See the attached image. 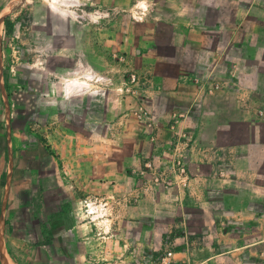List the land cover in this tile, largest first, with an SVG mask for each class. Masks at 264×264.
<instances>
[{
    "label": "rangeland",
    "instance_id": "1",
    "mask_svg": "<svg viewBox=\"0 0 264 264\" xmlns=\"http://www.w3.org/2000/svg\"><path fill=\"white\" fill-rule=\"evenodd\" d=\"M150 6L147 0H0V208L5 210L0 212V229L8 251L23 264H41L42 249L51 257L58 249L53 248L51 238L40 237L42 213L35 195L20 196L5 208L8 181L16 183L14 192L28 194L42 190L40 183L46 179L44 188L52 191L54 176L61 170L67 178L64 164L68 166L75 153L81 154L76 147L92 146L94 159L101 151L108 155V197L80 201L82 221L92 224L91 241L86 245L92 255L89 264H159L167 252L162 242L171 237L167 212L177 207L181 223L174 220L173 230L177 224V230L188 229L195 242L199 237L194 224L196 205L187 209L188 225L183 221V201L178 196L187 192L186 185L177 184L175 178L186 171L180 153L171 156L173 167H168L171 154L163 151L148 156L142 152L138 167L127 166L135 150L176 149L187 142L182 139H188L184 132H174L181 115L171 114L165 91L160 92L158 104L154 101L155 78L168 72L154 68L158 57L146 54V48L141 50L148 39L143 31L149 25L142 22L152 14ZM159 58L167 62L166 56ZM190 60L183 58V68ZM165 128L173 133L169 138L160 132ZM96 164L93 175L100 181ZM230 170L211 173L215 178L205 189L208 197L200 200V215L202 205L213 211L209 203L215 201L222 242L256 243L204 264H257L256 259H264L260 254L264 252V224L260 230L254 224L249 229L235 222V200L230 194L234 185L221 180ZM253 170L264 177V167ZM114 177L124 181L117 186L111 180ZM242 202L250 213L261 208L264 212V195ZM84 203L91 204L89 212ZM136 218L138 222L133 223ZM150 221L159 229L157 233L162 231L157 244L151 251L138 249L128 242L130 231ZM255 250L257 258L249 256ZM64 258L48 264H69Z\"/></svg>",
    "mask_w": 264,
    "mask_h": 264
},
{
    "label": "crops",
    "instance_id": "2",
    "mask_svg": "<svg viewBox=\"0 0 264 264\" xmlns=\"http://www.w3.org/2000/svg\"><path fill=\"white\" fill-rule=\"evenodd\" d=\"M147 1L152 14L142 22L149 27L147 31L142 30L147 33L148 39L141 50L146 48V54L158 57L154 68L168 72L155 78L152 92L154 101L158 104L161 101L160 92L165 91L173 108L171 114L181 115L177 118L174 132H184L188 139H182L187 142L178 144L176 149L158 147L152 151L148 148L141 152L135 150L130 154L129 164L126 161L123 164L136 168L141 162L142 152L143 156H148L163 151L171 154L168 167H173L171 156L175 153L182 155L180 161L186 171L183 175H175V178L179 180L177 184L186 185L187 192L180 193L178 198L183 201V221L187 225L190 222V211L187 209L197 206L198 218L194 224L199 237L195 242L188 235L190 231L177 230L180 228L177 224L174 225L178 226L177 229L173 230L171 224L174 220L181 223L176 206L175 211L167 212L170 223L167 229L171 237L163 240L161 246L164 251L172 253L171 264H204L223 253L256 243L238 244L233 240L226 245L222 242L220 226L216 222L218 215L214 214L217 202L209 203L213 211L208 205H202L200 215V200L208 197L205 189L215 178L211 173L215 176L217 170L231 169L230 175L221 180L234 185L230 194L235 200L232 205L237 216L235 222L249 229L254 224L256 229L260 227L263 230L262 208L254 214L250 213L246 211V205L243 207L242 200L253 196L261 199L264 195V177L253 170L264 167V0ZM159 56H166L167 62L163 63ZM185 57H191V60L183 68ZM160 132H165V138L173 134L166 128ZM76 148L81 154L78 156L75 153L68 166L64 164L67 178L61 170L62 173L54 176L52 191L44 188L46 179L40 183L42 190L28 194L14 192L16 183L13 184L11 179L8 181L12 187H8L4 196L5 208L9 203L12 206L17 199L20 200V196L21 199H29L35 195L39 205L37 209L42 213L38 224L40 237L41 234L42 237L48 236L53 248L58 249V253L52 252V257L42 249L41 264H48L52 260L62 261L61 258L66 259L64 257L68 258L69 264H82L84 261L89 264L92 258L91 250L86 247L91 241L92 224L88 220L82 221L80 201L92 198L104 201L108 197V155H103L101 151L94 159L92 146L84 147V150ZM94 160L98 163L95 168L99 169L100 181H97V176L94 179ZM115 178L111 180L117 186L124 181L123 177ZM132 180L137 181L135 177ZM133 192L132 195L135 194ZM0 210L4 214L5 210ZM132 222L136 223L138 219ZM157 230L151 221L141 223L130 231L128 242L138 246V249L154 250L157 235L162 232L157 233ZM0 237V264H23L8 251L3 229H0ZM249 252V256L254 258L259 255L257 250ZM261 253L264 254L263 251ZM258 260L257 264H264V259Z\"/></svg>",
    "mask_w": 264,
    "mask_h": 264
},
{
    "label": "built area",
    "instance_id": "3",
    "mask_svg": "<svg viewBox=\"0 0 264 264\" xmlns=\"http://www.w3.org/2000/svg\"><path fill=\"white\" fill-rule=\"evenodd\" d=\"M85 204V211L89 212L90 210V203H84ZM171 258H172V253L167 251L166 253H164L160 259H159V264H171Z\"/></svg>",
    "mask_w": 264,
    "mask_h": 264
}]
</instances>
